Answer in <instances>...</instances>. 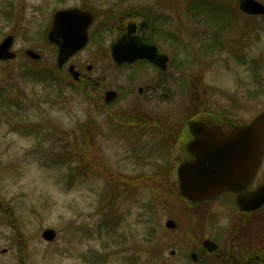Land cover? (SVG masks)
Listing matches in <instances>:
<instances>
[{
    "label": "rangeland",
    "instance_id": "374dc122",
    "mask_svg": "<svg viewBox=\"0 0 264 264\" xmlns=\"http://www.w3.org/2000/svg\"><path fill=\"white\" fill-rule=\"evenodd\" d=\"M74 7L95 18L92 41L71 59L80 82L47 38L54 12ZM144 20L141 34L171 58L165 72L112 58V43ZM10 34L19 58L0 62V264H196L190 253L216 235L222 202L192 208L175 194L184 140L159 154L154 129L131 132L118 119L145 110L176 139L193 117L250 122L264 109V16L238 0H0V42ZM161 79L168 90L139 94ZM7 84L21 99L14 113ZM108 88L119 98L105 106ZM242 223L241 238L264 237V222Z\"/></svg>",
    "mask_w": 264,
    "mask_h": 264
},
{
    "label": "water",
    "instance_id": "95a60500",
    "mask_svg": "<svg viewBox=\"0 0 264 264\" xmlns=\"http://www.w3.org/2000/svg\"><path fill=\"white\" fill-rule=\"evenodd\" d=\"M242 10L254 14H264V4L256 0H239ZM94 21L90 11L80 8L62 9L55 13L49 40L59 46L58 65L63 67L69 59L84 49L89 41V29ZM131 32L135 26L130 27ZM13 37L0 44V59H13L11 52ZM27 54L36 59L41 55L33 50ZM113 57L117 62H133L139 58H147L165 68L168 57L158 55L156 47L147 45L136 35L120 38L113 46ZM70 72L79 79V72L74 66ZM116 96L115 92L106 94V102ZM225 124V125H224ZM194 138L186 145V152L191 158L182 162L178 168V186L182 197L191 203H202L218 198L225 193L235 196L240 210L253 211L264 205V184L257 190L244 192L248 184H252L258 174L264 171V111L250 123L226 125L223 121L204 118L190 123ZM249 187V186H248ZM244 190V189H243ZM166 226L177 227L173 220ZM56 232L47 229L43 237L53 240ZM215 245L206 241L205 246ZM213 251V248H210Z\"/></svg>",
    "mask_w": 264,
    "mask_h": 264
},
{
    "label": "flooded vegetation",
    "instance_id": "af4514ba",
    "mask_svg": "<svg viewBox=\"0 0 264 264\" xmlns=\"http://www.w3.org/2000/svg\"><path fill=\"white\" fill-rule=\"evenodd\" d=\"M13 35V34H12ZM14 42H15V36ZM31 49V48H29ZM18 55V53L16 52ZM0 62H6L10 63L11 61H0ZM136 63H147V61L139 60L136 61L133 64ZM77 67V64L72 63ZM129 64H122L118 66H125ZM90 66V65H89ZM88 66V69H92ZM153 66V65H152ZM155 67L159 72H165L168 70V66L165 70H161L160 68ZM78 69V68H77ZM80 72L81 76V71ZM162 84L165 85V90H168L169 82L168 80H160L157 84H150L149 86H142L139 88V94L144 95L145 93L150 94L151 96H155V92L157 91V88H161ZM116 91V96L114 99L110 102L105 101V96L108 91ZM119 98V92L114 88H108L104 93V104L105 106L112 105L114 102H116ZM135 110H128L123 112L124 115L128 116L131 119H152L149 112L142 110L140 113ZM121 114V115H122ZM135 115V116H132ZM180 122H176L174 124H178ZM171 126V124H168ZM225 125V124H224ZM226 125H231L230 123H226ZM160 129V128H158ZM173 132L172 126L168 128ZM161 130V129H160ZM165 130V127H164ZM163 130V131H164ZM177 134H180V130H178ZM161 137H163V134L161 133ZM181 140H184V145H186L194 138L193 134L190 132V124H188V131L184 132L180 136ZM191 156L187 152L184 153L183 160L186 161L190 159ZM264 184V171L258 174V177L255 179V181L252 184H248L247 189L245 190L246 184H244V188H242V191L246 192L252 189L257 190L261 185ZM244 189V190H243ZM222 202V203H221ZM210 203H221L222 207L219 211V214L222 216L220 219V224L215 227L216 229V235H213L212 237L205 238L201 243L200 246L196 248V251H192L190 253V257L192 261L196 264H264V237L260 240L254 239L253 237L247 236L245 238H241V233L244 228V225L242 222H246L247 229L252 225L251 222H264V218L262 217V220L259 218H254V215H258L263 209L264 206H262L260 209L256 211H242L239 209L238 204L236 202L235 196L231 193H225L224 195L216 198L213 201H210ZM209 204V202H208ZM3 208V204L0 202V210ZM4 211L7 213L8 209L5 207ZM219 220V219H218ZM216 222H219V221ZM260 220V221H259ZM224 221L228 222L225 223ZM204 222H214L212 219H208ZM233 222H240L236 223L235 225ZM249 222V223H248ZM234 225V227H233ZM213 226V225H212ZM262 226H260L261 228ZM214 228V227H213ZM264 231V228H262ZM238 232V233H237ZM237 233L238 235L233 236L232 234ZM262 233V232H261ZM226 235V237H224ZM206 240L213 241L215 245L211 247L212 245L205 246ZM257 240V241H256ZM210 248H213V251L210 250ZM8 249H4L3 252L7 253ZM18 255L23 258V252L21 251V248L17 249ZM193 253V255H192Z\"/></svg>",
    "mask_w": 264,
    "mask_h": 264
},
{
    "label": "trees",
    "instance_id": "16d2710c",
    "mask_svg": "<svg viewBox=\"0 0 264 264\" xmlns=\"http://www.w3.org/2000/svg\"><path fill=\"white\" fill-rule=\"evenodd\" d=\"M198 2H199V0H198ZM217 13H218V11H217ZM211 15H212V13H211ZM137 16L138 17H144L146 15H142L140 12H138ZM5 90H4L3 94H6L7 103H9V107L11 108L12 113H14L13 108H15V106H17V104L20 106L21 99H18V97L17 98H12V96H13V94H12L13 87L12 86L10 87V84L6 85V89ZM18 108H19V110H21L22 107H18ZM118 121L127 123L126 124V129L128 131L131 130V132H135V133H136V126L139 127V130H144V131H148V132L152 131L151 129L159 130L160 133L163 134V137L161 138V141L158 140L155 143V146H156L155 149L157 148V150L160 151L159 154H163V152L165 154L170 153L171 147H174L173 145L176 143V141H175L176 137L173 136L174 131L171 132V130H169L167 128H165V130H164L163 125L159 126V128L161 130L155 128L154 125L152 126V124H151V122L153 121L152 119L141 120V119H136V117H135L134 119L128 118L127 120H125V118L120 120V118H119ZM176 122L177 121H173V124L176 123ZM181 123H183V122H181ZM181 127H182V124H181Z\"/></svg>",
    "mask_w": 264,
    "mask_h": 264
},
{
    "label": "clouds",
    "instance_id": "9594fccd",
    "mask_svg": "<svg viewBox=\"0 0 264 264\" xmlns=\"http://www.w3.org/2000/svg\"><path fill=\"white\" fill-rule=\"evenodd\" d=\"M226 223V221H224Z\"/></svg>",
    "mask_w": 264,
    "mask_h": 264
}]
</instances>
